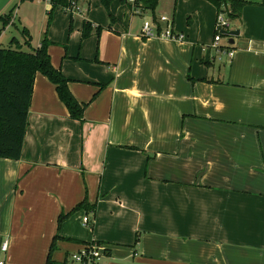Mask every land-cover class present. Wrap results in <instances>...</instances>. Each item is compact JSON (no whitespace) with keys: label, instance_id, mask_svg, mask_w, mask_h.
<instances>
[{"label":"crops","instance_id":"0c3cea01","mask_svg":"<svg viewBox=\"0 0 264 264\" xmlns=\"http://www.w3.org/2000/svg\"><path fill=\"white\" fill-rule=\"evenodd\" d=\"M39 1L49 10L36 48L46 38L86 107L71 119L35 76L22 156L0 159V261L45 264L58 235L56 264L89 243L106 250L101 264H264L263 0H240L228 30L239 35L219 43L231 59L211 47L217 10L205 0L135 15L126 0H78L76 16ZM159 14L181 43L140 38ZM84 200L93 212L58 230Z\"/></svg>","mask_w":264,"mask_h":264},{"label":"trees","instance_id":"16d2710c","mask_svg":"<svg viewBox=\"0 0 264 264\" xmlns=\"http://www.w3.org/2000/svg\"><path fill=\"white\" fill-rule=\"evenodd\" d=\"M24 1V0H21ZM78 0H49L52 10L57 7L67 9ZM104 9L108 10L112 0H98ZM214 6L217 13L221 12L229 20L238 19L245 5L240 0H205ZM158 0H135L136 8L154 11ZM264 4V0L262 1ZM2 26L5 28L11 24L12 11L8 15L0 16ZM98 33L100 30H97ZM90 26L84 23L82 38L90 35ZM23 44L13 38L9 48H0V159L20 160L22 146L28 126V112L32 100V92L35 76L41 74L55 86L59 100L68 110L69 116L74 120H81L85 104L78 103L68 89V80L56 70L50 61L48 54V42L42 39L36 49L30 47V35L26 29L22 31ZM23 46L28 50H24ZM85 209L93 212L94 207L88 206L84 200L69 213L60 214L57 220L58 230L61 224L73 213ZM56 235L49 247L45 264H56L52 260V254L56 248ZM63 264H66L65 262Z\"/></svg>","mask_w":264,"mask_h":264},{"label":"built area","instance_id":"2783aa9c","mask_svg":"<svg viewBox=\"0 0 264 264\" xmlns=\"http://www.w3.org/2000/svg\"><path fill=\"white\" fill-rule=\"evenodd\" d=\"M127 4L131 7V14L135 15L138 13L139 9L135 6V0H126ZM70 13H80L79 8L75 3H72L70 7L66 9ZM161 25L163 28L161 29ZM231 23L227 16L221 12L216 14L215 20V35L213 37V42L211 47L215 49L221 56H227L228 59H231L233 56V51L230 49H224L220 46L221 40V31H228L230 29ZM140 38L142 39H151V38H160L167 41L179 42L181 43L184 40V35L181 33H176L173 30L171 20L163 15L156 19L146 20L143 22ZM85 226L88 225V219L84 217L82 219ZM8 248V242L4 241L1 245V251L5 253ZM106 256V250L101 246L89 243L83 246L79 251L71 255V261L74 264H101L102 259ZM0 264H7L5 261L1 260Z\"/></svg>","mask_w":264,"mask_h":264},{"label":"rangeland","instance_id":"374dc122","mask_svg":"<svg viewBox=\"0 0 264 264\" xmlns=\"http://www.w3.org/2000/svg\"><path fill=\"white\" fill-rule=\"evenodd\" d=\"M165 0H161L160 6H162ZM168 7V2H170V6H174L173 0H166ZM48 8L45 9V4L39 0H11L8 5L4 8V10L0 13V16L8 15L10 11H12V20L9 26L3 28L2 21L0 20V48H9L10 42L13 38L19 40L21 44H23V36L22 31L24 27L28 29V33L31 37L30 39V47L36 49V46L44 33L45 28V16L48 12ZM160 13V12H159ZM80 14V13H74ZM163 16L159 14L158 17ZM15 24V25H14ZM215 27V23H214ZM43 32V33H42ZM228 39L224 37V41ZM24 50H28L27 47L23 46ZM72 254V253H71ZM66 261V264H74L71 261L70 255ZM2 260V259H1Z\"/></svg>","mask_w":264,"mask_h":264},{"label":"water","instance_id":"95a60500","mask_svg":"<svg viewBox=\"0 0 264 264\" xmlns=\"http://www.w3.org/2000/svg\"><path fill=\"white\" fill-rule=\"evenodd\" d=\"M11 0H0V13L8 5ZM221 35L225 37H236L239 35V31H221ZM229 44H232V40L229 41Z\"/></svg>","mask_w":264,"mask_h":264}]
</instances>
